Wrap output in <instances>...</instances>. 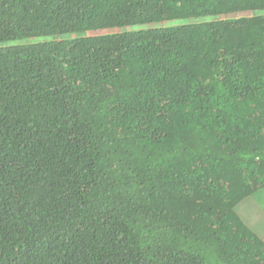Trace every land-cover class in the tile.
Segmentation results:
<instances>
[{"label": "trees", "instance_id": "trees-1", "mask_svg": "<svg viewBox=\"0 0 264 264\" xmlns=\"http://www.w3.org/2000/svg\"><path fill=\"white\" fill-rule=\"evenodd\" d=\"M264 0H0V264H264Z\"/></svg>", "mask_w": 264, "mask_h": 264}, {"label": "crops", "instance_id": "crops-1", "mask_svg": "<svg viewBox=\"0 0 264 264\" xmlns=\"http://www.w3.org/2000/svg\"><path fill=\"white\" fill-rule=\"evenodd\" d=\"M259 236L264 241V227L260 230Z\"/></svg>", "mask_w": 264, "mask_h": 264}]
</instances>
